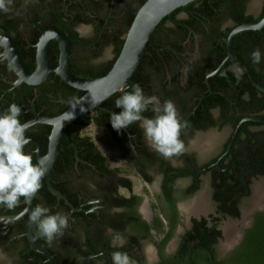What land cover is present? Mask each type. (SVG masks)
<instances>
[{"label": "flooded vegetation", "instance_id": "af4514ba", "mask_svg": "<svg viewBox=\"0 0 264 264\" xmlns=\"http://www.w3.org/2000/svg\"><path fill=\"white\" fill-rule=\"evenodd\" d=\"M141 1L13 0L8 13L0 11V30L13 38L30 71L37 67V43L42 31L62 30L70 42V69L78 76L92 78L115 55V37L124 38L129 27L126 19ZM191 2L157 24L152 44L131 82L117 91L123 95L139 84L145 95L157 96L161 104L172 100L189 122L181 136L185 152L164 159L147 146L139 123L119 132L113 129L110 114L122 111L115 106L119 97L110 95L98 107L74 118L64 128L49 175L32 199L33 209L44 205L52 214L69 216L68 228L51 244L40 236L36 224L32 231L35 244L49 250L58 264H86L90 255L88 264H112L113 251L127 252L136 264H160L158 244L166 234L172 233L162 247L163 254L174 255L183 238L198 225L200 229L215 226L220 231L214 252L221 259L240 242L254 213L264 209V200L259 207L256 196L252 197L254 180L264 176H249L250 170L237 165L236 136L229 147L234 129L227 122L221 125L220 108H208L214 125L198 128L191 122V117L202 113L196 114V110L203 108L205 98L209 105L213 98L224 95L219 88L227 72L220 70L225 63L229 72H242L236 70L231 57L226 58L227 36L223 38L227 29L235 26L233 2ZM263 5L264 0H243L244 14L257 17ZM233 45L236 50L234 39ZM59 54L58 41L49 40L48 61L57 63ZM70 88L53 72L36 85L19 80L0 47V112L16 103L23 112L21 121H31L26 132L30 143L25 151L33 154L34 162L39 160L41 150L48 153L54 126L37 119L61 115L84 93ZM143 115L153 117L151 106ZM201 121L207 124V114ZM218 139L219 144L210 150ZM263 186L259 185L264 190ZM201 196L205 207L191 212ZM27 208L23 198L13 209L0 205V250L11 264H51L29 245ZM243 221L247 226L241 227ZM228 225L233 227L232 237ZM240 229L242 235L236 243ZM148 245L151 249L146 252Z\"/></svg>", "mask_w": 264, "mask_h": 264}, {"label": "trees", "instance_id": "16d2710c", "mask_svg": "<svg viewBox=\"0 0 264 264\" xmlns=\"http://www.w3.org/2000/svg\"><path fill=\"white\" fill-rule=\"evenodd\" d=\"M195 1H201L204 5H206V1L209 3L214 1L233 2L235 25L243 22L258 21L264 14V5L262 12L257 17L244 14L243 0ZM143 2L142 0L139 6ZM179 8L180 7L177 9ZM135 12L136 10L134 9L126 19V28L131 23ZM230 29L231 28L227 29L223 38L227 36ZM224 40L225 39H223V41ZM235 40L236 50L233 45L235 53L248 64L257 80L264 85V33L258 30H243L235 35L234 41ZM114 43H116V53L113 58L107 62L104 70L98 69L91 76H102L110 69L121 49L123 38H118V36H116ZM217 46H219V49L224 50L225 48L220 44ZM257 48H259L262 53V59L259 64L253 63L251 59L252 51ZM222 55H224V53ZM218 63L215 65L217 66ZM220 70L221 72L227 71L223 75V84H221L219 88L223 91L224 95L222 97L216 96L209 105H206L207 98H205L201 102L203 108H198L196 110V114L202 113L196 115V117H191V122L198 128H206L207 126L216 124V121L211 118L208 111V108L212 106H218L220 108V114L222 115L221 119L223 120L220 122L221 125L223 122H227L232 129L235 128L239 119L246 115L264 116V92L259 91L251 83L247 74L244 71L236 74L229 72L227 70V63H225L224 67ZM75 73L77 72L75 71ZM78 92V94H80L82 91ZM121 95V92L112 94L114 97H120ZM206 114L207 124H202V116ZM234 140H236L237 165L245 168L246 171L250 170L249 176H264V122L244 121L238 129ZM237 182H240L239 179H236V183ZM238 214L236 208V217ZM171 234V231L168 232L164 239L158 244L162 255L160 264H264V209L254 213L252 223L249 227L244 229L240 242L221 259H217L214 252L215 240L220 236V231L216 230L215 226L206 227L204 229H200L199 225L196 226L185 238H183L175 254L166 256L163 254L162 247L170 238ZM191 241L195 242L193 243Z\"/></svg>", "mask_w": 264, "mask_h": 264}, {"label": "water", "instance_id": "95a60500", "mask_svg": "<svg viewBox=\"0 0 264 264\" xmlns=\"http://www.w3.org/2000/svg\"><path fill=\"white\" fill-rule=\"evenodd\" d=\"M194 0H145L136 10L134 17L124 34L121 49L115 58L112 66L106 74L99 77H82L74 74L69 66L70 58V42L66 34L57 28H49L43 30L37 43V67L30 71L24 64L18 48L9 33L0 30V47L5 50V54L9 59L10 66L18 79L28 84H39L45 80L49 72H53L59 76L67 85L81 90L84 93L59 116L43 117L37 120L43 122L53 123V132L51 135V144L48 153L42 150L39 152L40 157H46L47 173L49 175L52 163L57 155L61 135L64 128L77 116L98 107L100 102L108 96L117 91H123L124 86L131 82L133 72L139 65L144 56L148 46L152 44V35L157 24L166 16L178 7H182ZM258 30L264 33V14L255 22H243L232 27L226 39V58L231 57L236 64V70L244 71L251 83L261 92H264V85L261 84L255 77L254 72L234 51L233 39L235 35L243 30ZM51 39H56L59 43L60 54L57 63H50L48 61L47 49L48 42ZM222 63L220 64V66ZM1 114V112H0ZM264 122V116L246 115L239 119L236 124L229 147L236 136L238 129L244 121ZM203 144L207 143L203 141ZM210 145V144H208ZM255 188V186H253ZM264 187V186H263ZM253 188V196L254 194ZM50 189L60 195L51 186ZM264 190L259 207H263ZM27 202V209L29 214L33 210L32 200ZM259 207H255L257 210ZM247 226L246 222L241 223V227ZM34 223L29 220L27 228V239L30 247L43 254L51 264H58L52 253L35 244L32 238ZM242 235L241 229L238 230L236 236V243L239 242ZM91 255L87 257L86 264H88Z\"/></svg>", "mask_w": 264, "mask_h": 264}, {"label": "clouds", "instance_id": "9594fccd", "mask_svg": "<svg viewBox=\"0 0 264 264\" xmlns=\"http://www.w3.org/2000/svg\"><path fill=\"white\" fill-rule=\"evenodd\" d=\"M12 5L13 0H0V11L8 13ZM251 59L255 64L261 62L262 53L259 48L252 51ZM115 106L122 109L119 113L110 114L111 125L116 131L139 123L147 146L164 159H171L185 152V141L181 136L189 127V122L182 118L172 100H165L161 104L157 96L145 95L143 88L135 84L131 91L116 99ZM149 106L154 113L152 118L143 115ZM22 114L21 107L16 103L10 104L0 114V205L9 209L17 207L21 198L28 202L35 198L48 171L46 157H40L34 162L33 154L25 151V146L30 143L26 132L31 127V121L22 122ZM30 221L37 225L40 236L49 244L62 236L69 226V216L66 213L52 214L44 205L34 207ZM150 249L151 245H148L146 252ZM110 255L112 264H136L127 252L113 251ZM0 261L11 264L2 250Z\"/></svg>", "mask_w": 264, "mask_h": 264}, {"label": "bare ground", "instance_id": "6f19581e", "mask_svg": "<svg viewBox=\"0 0 264 264\" xmlns=\"http://www.w3.org/2000/svg\"><path fill=\"white\" fill-rule=\"evenodd\" d=\"M255 196L257 198L256 203L260 201L262 195H263V189L260 188L259 186L257 188H255ZM205 201H203L202 196L199 200H196V203L191 207L192 211L191 212H197L199 210H202L205 207ZM227 232L229 237L231 236V234L233 233V227L231 225L227 226ZM235 233V231H234ZM232 237V236H231Z\"/></svg>", "mask_w": 264, "mask_h": 264}, {"label": "rangeland", "instance_id": "374dc122", "mask_svg": "<svg viewBox=\"0 0 264 264\" xmlns=\"http://www.w3.org/2000/svg\"><path fill=\"white\" fill-rule=\"evenodd\" d=\"M254 13L256 14L257 11L254 12ZM102 59H105V58L103 57ZM210 131L212 132V131H215V130H210ZM224 135H225V136H223V137L226 138L227 135H228V131H225ZM223 137H222V138H223ZM218 144H219V139L216 140L215 142L213 141L212 144H211V146H210V150H212L213 147L215 148ZM255 182H256L257 184H256ZM254 183H255V186H256V185H258V186H259V185H264V179H263L262 177H257V178L254 180L253 184H254ZM258 186H257V187H258ZM257 187H256V188H257ZM246 223L248 224L247 221H246ZM219 249H221V251H222V250L226 251V249L223 248V247H221V246L219 247ZM0 264H1V262H0Z\"/></svg>", "mask_w": 264, "mask_h": 264}]
</instances>
